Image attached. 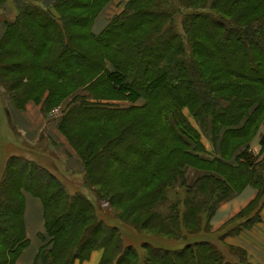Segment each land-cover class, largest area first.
Returning a JSON list of instances; mask_svg holds the SVG:
<instances>
[{
    "label": "trees",
    "instance_id": "trees-1",
    "mask_svg": "<svg viewBox=\"0 0 264 264\" xmlns=\"http://www.w3.org/2000/svg\"><path fill=\"white\" fill-rule=\"evenodd\" d=\"M14 2L0 84L18 109L28 100L60 107L50 117L58 140L119 220L180 238L209 230L217 203L244 186L257 192L239 216L264 196V0H126L99 34L93 20L111 0ZM9 127L26 148L43 142L60 155ZM36 161L10 155L0 167V264H18L29 244L25 193L43 207L34 264H74L97 249L99 264H245L244 249L230 245L240 260L230 262L207 241L174 250L143 242L140 256L84 193ZM187 168L199 172L191 181ZM258 204L235 232L259 221L264 198Z\"/></svg>",
    "mask_w": 264,
    "mask_h": 264
},
{
    "label": "rangeland",
    "instance_id": "rangeland-1",
    "mask_svg": "<svg viewBox=\"0 0 264 264\" xmlns=\"http://www.w3.org/2000/svg\"><path fill=\"white\" fill-rule=\"evenodd\" d=\"M125 1L126 0H111V2L107 4L105 8L102 10V12L94 18L92 23V31L95 34H99L101 30L104 29V27L106 26L107 20L110 17H112L114 14L119 13L123 9ZM61 61L62 60H60V62ZM51 67L57 68L58 63L57 62L52 63ZM2 85L0 84V94H1L0 96V157H1L0 167L5 166L6 159L10 155H23L25 157L28 158L32 157L33 159L37 160L36 162H38L42 166L47 167L48 170L54 172L61 178V180L65 183L68 192L81 191L82 193H84L90 199V201L93 202V204L95 205L98 211L97 219L98 218L101 219L103 217L102 219L105 223L116 226L119 229L122 237V246L125 247L126 245H132L138 251L140 256H142L144 253L143 252L144 250L141 247V244L143 242H147L155 247L174 250L181 248L188 243L207 241L215 244L222 251L226 261H230V262H236L237 260L240 261L239 259H237L238 258L237 256H234L231 253L232 251L229 250V246L232 244L242 245V246L248 245L250 239L245 234L246 233L245 230H248L250 228L243 227L240 230H237L236 232L235 229L238 228V226L242 225L243 222L250 215H253V213H255V210L259 205L258 203L262 202L264 196L258 199L257 204L255 206H252L249 209H247V211L240 214V216L237 217L235 220H229L218 228L212 227L211 225L210 229L209 230L207 229V231L201 230L196 233L184 232V236L180 238L166 237L163 235L156 236V235H150L144 232H140L137 229L130 226L129 224H127L126 222L118 219L117 214L120 212L119 207L111 204L109 200L106 198L105 194L102 195L103 198L98 199L97 197H95L94 193L91 191L90 188L84 186L81 177L83 174H80L81 169H79L80 163L78 162V158L75 155L74 151H72L71 149L69 150L68 147L69 144H67L68 142L66 144H62L60 139L58 140L59 133L56 127H55L56 128L55 133L51 135L50 132H48V135L55 143L58 142L60 144L59 147L56 148V146L55 147L52 146L50 138L49 139L46 138L44 136V132H42L38 140H36L37 142L40 141V139H46L47 142H49L52 151L54 153L57 152L60 154L59 156L56 155V159H53L51 153L43 148L44 146L43 142H40L38 144L39 147H35L33 150L26 148L23 142L18 137H16V134H14L9 127V123L12 122L14 127L18 130V125L15 123L14 120H18V122L21 124L20 128L22 130L28 128L30 124L34 125L38 123L39 125L40 123L41 125V120H43V118L51 117L53 115L60 116L61 114L60 107L55 106L48 109H44L42 108L40 103L36 104L32 100H28L22 109H18L13 104V102L8 99ZM124 103L126 104V102H123L122 104ZM29 104L31 105L33 104L32 109L34 108L35 110L34 114L39 115L41 117L40 120H38V116L34 117V114L31 115L22 114V112H24V110ZM54 126H56L55 122H54ZM19 132L22 133V131ZM202 140L206 144H208L209 142L208 138L206 137H203ZM207 147L209 148L210 145L208 144ZM125 164L127 167L129 166L128 163ZM186 172H187V177L190 181L199 173L195 169H191V168H187ZM36 214L39 215V213H35V216ZM208 225H210V221L207 222V228ZM251 233L253 235H256L252 232V230ZM237 234H239L240 237ZM36 237L37 236L33 235L29 238V244L24 250L26 251V253H28L29 256H31L30 259L32 258L34 252L37 249ZM257 240L259 241V238ZM251 245L252 248L247 247L248 255L245 256L244 262L245 264H257V263L259 264L260 258L257 252L255 251V249L258 251L260 244H258L257 241L254 242L253 240V243ZM93 255H95V262H97L96 259L98 258L99 260L101 256V250L100 249L95 250ZM139 260L141 261V259ZM88 262H92V258L90 260L89 259L85 260V264H88ZM21 264H25V263L22 262Z\"/></svg>",
    "mask_w": 264,
    "mask_h": 264
},
{
    "label": "crops",
    "instance_id": "crops-1",
    "mask_svg": "<svg viewBox=\"0 0 264 264\" xmlns=\"http://www.w3.org/2000/svg\"><path fill=\"white\" fill-rule=\"evenodd\" d=\"M17 14V8H16V4L14 2V0H7L3 6L0 7V36L3 34L4 30H5V24L4 21L5 20H14L15 16ZM1 96V94H0ZM3 103V100H2ZM33 105V104H32ZM32 105L29 104L26 109L24 110V112H22V114L24 115H31L34 114L35 110L34 108L32 109ZM16 113V112H15ZM14 114V113H13ZM38 116V120L41 119V117L37 114H34V117ZM13 117V116H12ZM15 123L18 125V130L22 131L21 136L29 143H34L36 142V140H38L40 134L42 132H44L45 134H48V132H50L51 135H53V133H55L56 131V126H54V122L50 119V117L47 118H43V120H41V125L39 123H36L34 125H29L28 128H26L25 130H22L21 124L18 122V120H14ZM49 121V123H48ZM257 139L255 140V144L254 147L255 149H258L259 146L256 143ZM1 159V157H0ZM69 169V168H67ZM256 189L251 186L250 184L244 186L242 189H240L237 192H233L231 195H229L228 197H226L225 199L221 200L219 203H217L216 208L210 218V226L212 225V227H220L222 224H224L225 222L229 221V220H235L237 217H239V213L242 209H244L246 207V205L252 200L254 199V197L256 196ZM24 201H25V209H24V225H25V235L26 237L29 239L31 236L35 235L37 236V249L34 252L32 258L30 259L31 256L28 255V253H26V251H22V253L20 254L19 258H18V264H21L22 262L25 264H34V258L35 255L38 251V248L40 246V240H38V233L42 232L44 230V217H43V207H42V203L41 200L28 194L25 193V197H24ZM35 213H39V215ZM259 216L260 219L257 222H254L248 229L245 230L246 231V235L249 237L250 241L248 243V245L246 246H242V245H235L232 244L233 246H238L242 249L245 250L246 255H248V248H252V243L253 240L254 242L257 241L258 244H260L259 246V250L257 251L255 249V251L257 252L259 258H260V263L259 264H264V206L261 207L260 211H259ZM41 219V220H40ZM212 223V224H211ZM251 230L254 234L253 235L251 233ZM255 230V231H254ZM242 233V232H241ZM240 233V235H241ZM239 235V234H237ZM239 235V237H240ZM255 236V237H254ZM259 238V241L257 240ZM93 250L90 254V256L85 259V260H90L92 258V262H88V264H99L100 258L98 260V258L96 259L97 262H95V255ZM102 255V253H101ZM85 260L80 261V260H76L74 262V264H85ZM256 261V260H255ZM257 263V262H256ZM258 264V263H257Z\"/></svg>",
    "mask_w": 264,
    "mask_h": 264
}]
</instances>
